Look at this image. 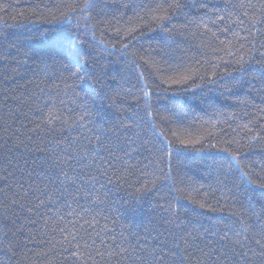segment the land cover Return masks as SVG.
<instances>
[{"label":"trees","instance_id":"1","mask_svg":"<svg viewBox=\"0 0 264 264\" xmlns=\"http://www.w3.org/2000/svg\"><path fill=\"white\" fill-rule=\"evenodd\" d=\"M84 2L0 0V201L17 200L0 215V264H141L153 250L160 264H214L200 249L219 252L213 233L231 223L218 149H238L241 167L264 158V81L255 60L238 71L264 52V10L240 5L264 0H92L62 15ZM69 42L85 79L47 58ZM173 132L199 143L184 150ZM64 172L74 182L49 203Z\"/></svg>","mask_w":264,"mask_h":264},{"label":"snow or ice","instance_id":"2","mask_svg":"<svg viewBox=\"0 0 264 264\" xmlns=\"http://www.w3.org/2000/svg\"><path fill=\"white\" fill-rule=\"evenodd\" d=\"M64 6L67 7L69 11L62 13V15L65 19L70 20L73 14L77 12L78 8L82 12L85 9L90 10L94 5L92 0H85L82 5L65 4ZM240 7L245 9V14H247L248 8H259L264 10V2L259 6L251 3L246 6L242 3ZM260 22V20L255 21L256 24ZM241 24H243V21H241ZM245 39L247 38L245 37ZM261 46L264 47V43H262ZM255 48L256 45L253 43L252 49L254 50ZM73 49L74 45L71 42L58 43L54 47L53 56L47 58L59 60L63 68L67 70L69 78L85 79V76H81L82 57ZM228 55L231 56L233 53L229 51ZM260 57L261 59L257 60L252 50L249 51L247 59L242 55L239 60L240 67L238 71L246 74L247 69L245 65L255 60L256 67L253 71L264 81V52L260 53ZM145 62L148 63L147 60ZM83 63H86V61ZM152 63L156 65L158 71L161 70L158 62L153 61ZM213 75H215V73H213ZM228 75H231V73H228ZM192 78L191 71L186 70L179 75L178 78H173V82L178 84L186 83ZM97 79H99V77H97ZM211 79L212 77H209V80ZM196 87H200V85H196ZM145 95H147V93H145ZM172 102L174 104L179 103V101L176 100ZM149 116H151V113H149ZM160 120L165 121L167 117L161 116ZM43 122L47 123L49 121L45 120ZM245 127H247V125H245ZM152 128L155 129L156 125L152 124ZM249 131H251V129H249ZM159 134L166 137V133L163 130H161ZM173 136L176 137L180 147L184 150H187L194 143H199L198 140L185 141L181 139L176 132H173ZM257 139V137L252 138L253 141ZM172 143V140H167L169 148L172 146ZM142 147L150 153H159L160 155L158 158L161 160L164 154L168 152L163 146L153 148L147 141H145ZM213 147H215V145H213ZM218 151L225 153L226 158L222 159L219 165L220 168L223 169V175L221 178H218L221 195L217 197V201L229 202V219L231 223H226L227 231H224L222 234L213 233V235H218L221 241L219 252H216L215 249H211L210 251L200 249L202 256L214 260V264H264V158H262L261 162L253 161L251 164L241 167L240 161L242 154L239 153L238 149L235 150V153L228 148H220ZM168 154L170 155V153ZM161 171H163V169H161ZM165 175L167 176V174ZM29 179H31V176ZM65 181L73 183L74 178L69 177L67 172L63 173V179H61L59 175L56 176L55 180L49 178V182L53 185L55 191H48L47 185H45V189L42 190V194L48 196L49 203L52 202V197L55 195V192H60L61 194L68 192ZM146 183H152L153 187L155 186V182L153 181H146ZM58 185L65 186L61 188L58 187ZM9 188H11V185H9ZM37 188H39L38 184ZM31 192L32 188L29 187L28 190L23 191L22 196L28 197ZM39 199L40 198L37 197V200ZM16 204L17 200L15 199L11 201V204H9L7 200L0 201V206H2L0 207V215H3L7 220L12 206ZM44 204L45 201L40 200V203L35 205L32 211H37L40 207L44 206ZM200 207L203 208L204 204H200ZM161 208H164L163 204ZM30 222L36 224L34 220ZM47 222V220L44 221L45 224H47ZM61 231H63V229ZM5 236H7V232H5ZM73 239H75V236H73ZM185 243L189 248L192 247L191 243L187 240H185ZM253 243L256 247L251 246ZM213 252H216L215 257H213ZM98 254L103 255V253L99 252ZM74 255H82V253H74ZM128 258L133 261L136 259L135 250ZM164 258L165 254L156 250L146 252L139 256L141 264H160ZM200 264H206V262L201 260Z\"/></svg>","mask_w":264,"mask_h":264}]
</instances>
